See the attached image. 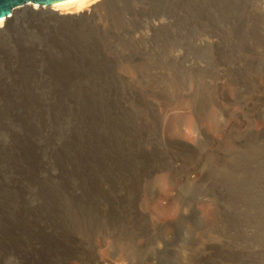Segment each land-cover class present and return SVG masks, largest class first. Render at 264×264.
<instances>
[{
	"label": "rangeland",
	"instance_id": "374dc122",
	"mask_svg": "<svg viewBox=\"0 0 264 264\" xmlns=\"http://www.w3.org/2000/svg\"><path fill=\"white\" fill-rule=\"evenodd\" d=\"M140 4L143 8L145 6V9H139ZM108 7L104 14H98L84 25H67V27L61 24L46 25L45 29L41 25H18L13 36L10 35L12 38L10 36L5 38L4 46L8 52L6 53L11 54L14 59L21 54L11 40L25 42L31 46V49L23 55L28 57H26L28 63L26 61L20 71L16 67V74L26 78L35 74L43 76L49 71L52 72L48 65L65 60L66 56L68 60L69 57L75 58L84 53L82 56L90 60L93 58L96 67L97 75L93 74L97 79L92 78L94 86L99 85L97 82H101L103 75L123 72L122 74L129 79L135 89L139 91L141 88L139 92L147 96L157 89H159L157 93L168 95L170 100L188 93L194 113L203 119L211 116L215 121L219 118L217 116L219 106L228 107L226 114H220L218 128L210 132L211 137L216 141H220L223 134L228 132L231 123L236 122L240 127L244 126L247 116L252 118L256 129L260 127L261 117L258 108L261 106V100L253 96L254 89L260 83V76L257 74L253 78L250 75L261 55L259 50L253 52L248 44L250 32L264 29V0H151L150 2L149 0H117ZM152 23H163L167 29L163 28V32L159 30L151 34ZM200 33L207 36L205 42L196 39ZM145 34H148L147 37L139 40L138 37ZM90 51H93L92 54ZM106 57L111 59L112 63L105 61ZM30 59L32 61H29ZM135 60L136 63L133 62ZM41 61L44 63H40ZM152 62L156 63V70L151 67L154 66ZM102 63L106 68L102 67ZM42 65L45 66L41 69ZM13 74L15 75L14 71ZM219 81L222 83L218 84ZM144 82L147 84L143 85ZM28 83L31 88L38 85V82L34 83L32 80ZM219 89L221 93H218ZM124 98L127 103L131 102L128 97ZM142 111L138 110L136 113L140 117V123L146 120L145 112ZM159 112L167 134L176 135L183 142L191 144V125L194 120L192 114L188 110L178 115L174 114L167 103L161 105ZM85 125L84 118H74L71 121V129L79 137H82ZM177 127H181V131H178ZM224 142L226 144L222 148L227 151L225 160L217 165L206 163L202 166L200 172L203 181L200 180L197 185L183 183L176 188L180 204V212L177 216L172 213L167 214L171 212L168 202H171L170 198L176 195L175 190L164 186L153 197L148 214L161 224L146 237L142 227L127 230L130 223L126 222L125 218L112 219L122 213H130L125 207V201L115 204L113 217L108 213L104 215L99 211L100 208L95 206L62 201L60 205L54 207V210L51 209L49 218L44 219L42 215H34L33 222L29 224L34 226L38 222L42 232H46L51 226L52 242L48 244L47 252L43 251L46 254L40 255L29 246L30 239L35 241V246L37 235L32 231L26 232L29 228L22 223L14 230L13 242L12 234L7 230V239L12 246H0V264H56L58 257L67 255L71 264H78L75 259L77 257H87L83 263L93 264L88 255H91L93 241L100 236L105 238V244H112L111 250L119 260V263L114 264H121L119 257H125L126 264H202L199 253L203 243L208 240L223 242L224 249L214 258L218 256V259L223 260L225 264H247L253 257L261 259L264 256V148L253 144L246 147L247 142H239L234 145L236 149L232 151L233 146L229 141ZM213 144L215 145L211 142V145ZM183 154L177 158L175 175L195 170L197 161L195 157ZM196 174L194 172L195 177ZM143 179L145 182H141L142 185L138 186L141 194L136 198V207L144 206L143 201L151 192L148 188L150 180L148 181L147 177ZM12 180L23 185L13 173L10 176L8 171L0 172V181L2 184L5 183L3 191L7 188L13 197ZM11 207L14 211L20 209L19 204ZM30 212L25 211L27 214ZM199 215L202 217L200 223ZM171 217L172 221H163ZM24 219L23 215L22 221ZM139 230L141 232H138ZM1 235L0 231V237ZM58 238L62 240L60 244H57ZM18 240L22 244L15 245ZM97 245L98 258L107 260L103 244L98 241ZM207 262L208 259H205L203 264Z\"/></svg>",
	"mask_w": 264,
	"mask_h": 264
},
{
	"label": "bare ground",
	"instance_id": "6f19581e",
	"mask_svg": "<svg viewBox=\"0 0 264 264\" xmlns=\"http://www.w3.org/2000/svg\"><path fill=\"white\" fill-rule=\"evenodd\" d=\"M115 1L117 0H75L66 4H56L46 10H44V6L24 7L15 10L11 17L0 19V172L8 171L10 176L13 173L19 182L29 186L25 187L12 180L13 198L7 188L3 191L5 183L2 184V181H0V231L2 233L0 246H12L7 239V230L12 234L13 242L15 228L24 223V226L29 228L26 232L32 231L37 235L35 246V241L31 239L28 240L29 246L36 250L38 254L43 255L48 250V244L52 242L51 226L46 232H42L38 222L34 226L29 224L33 222L32 217L34 215H42L44 219L49 218L51 209L54 210V207L60 205L62 201L95 206L100 208L101 213L104 215L108 213L111 217L114 216L115 204L124 203L125 201V207L129 209L130 213H122L112 219L125 218V221L130 223L131 227H127V230H133L134 228L136 230L142 227L146 237L161 224L158 220L150 217L148 213L153 197L157 195L162 187L169 186L176 191V188L183 183L197 185L200 180L203 181L202 172H200L202 166L206 163L217 165L220 161L226 159L227 151L222 148L226 144L225 140H228L233 147L239 142H247L246 147L253 144V146L257 145L264 148V29L250 32L248 44L253 52L259 50L261 55V59H259L254 70L251 71L252 75H250L253 78L257 74L260 76V83L253 91V96L261 100V106L258 108L261 117L260 127L256 129L252 118L247 116V118L245 117L246 123L242 127L236 122L231 123L228 132L222 133L223 136L220 141L214 140L210 132L214 128H218L217 124L220 121V116L226 114L229 110L228 107L219 106L217 111L219 118L215 121L211 116H206L203 119L194 113V108L191 105L192 101L190 103L188 99L190 98L188 93L181 94L176 98L173 97L170 100L168 95L163 96L161 93H157L159 91L157 89L156 92L153 90V94L147 96L145 93V95L140 93L141 88L140 92L136 90L129 79L122 74L123 72L111 75L107 71L109 75H103L101 82H97L99 85L94 86L92 78L94 77L93 73L97 75L96 67L93 64V58L90 60L82 56L84 53L81 56H75V58L70 59L69 57L68 60H66L68 56L64 57L65 60L59 62L53 60L55 63L48 65L49 70L52 69V72L46 73L48 71L46 69V72L44 71L46 74L43 76L35 74L31 77L28 75V78L23 76L25 77L23 78L16 74V67L20 71L27 61L28 57L26 56V58L23 55H26L31 49V46H28L25 42L23 43L17 39V41L11 40L17 51H21V54L15 59L11 54H7V48L4 46L5 38L7 39L10 35L13 36L18 25L32 24L43 27L59 24L66 27L67 25H84L98 14H102ZM138 8L145 9V6L143 8L140 4ZM150 27L151 34L159 30L163 32V28L165 29L163 23H152ZM171 29L173 28L171 27ZM171 29L169 30L171 31ZM164 33L166 35V32ZM147 35L138 38L139 40L145 39ZM18 36L20 35L18 34ZM197 38L206 41L207 36L200 33ZM42 50L44 51V49ZM92 52L90 51L91 54ZM104 60L112 63V60L107 57ZM133 62L136 63V60ZM38 64L39 61L36 65L38 66ZM155 64L151 67L155 68L157 66ZM44 66L42 65L40 68ZM34 67L36 66L34 65ZM102 67H105L104 63H102ZM99 76L101 75L99 74ZM94 78L97 79V77ZM31 80L34 83L38 82V85L31 88L28 83ZM221 83L222 81L218 82V84ZM150 86L152 87L151 84ZM218 93H221L220 89ZM125 96L131 102L127 103ZM164 103L171 107L174 114L178 115L184 110H188L192 114L194 120L191 125V144L183 142L176 135L170 136L167 134L166 126L161 123L162 119L159 115L161 105ZM72 110L75 111L72 112ZM138 110L145 112L146 120L143 123H140V117L136 115ZM74 118L85 119L86 125L82 131V137L77 136L71 129V121ZM203 121L205 124H203ZM177 128L178 131H181V127ZM211 142H214L215 145H211ZM233 147L232 151L236 149V147ZM183 153L195 157L197 160L195 170L184 172L182 170L183 173L175 175L177 158ZM184 158L186 159V157ZM183 162L185 163V161ZM194 172L197 173L196 177ZM146 177L148 181L150 180V183H147H149L150 187L148 188L151 189V192L145 201L142 200L145 202L144 206L136 207V198L141 194L138 186L142 185L141 182ZM170 200L172 201L168 202V205L171 212L167 214L172 213L177 216L180 212L177 191L176 195L172 196ZM14 204H19L20 209L18 211L12 210L11 206ZM194 210L197 212L196 207H194ZM25 211L31 212L27 214ZM23 215L25 219L22 221ZM166 220L172 221V217L163 221ZM201 220L202 217L199 215V223ZM54 231L56 230L54 229ZM138 232H141V230ZM104 239L100 236L93 241L91 255H88L93 264H114L119 261L111 250L112 244H105ZM98 241L103 244L102 247L107 253V260L98 258V254H96ZM61 242V238H58L57 244ZM17 243L22 244L20 240L15 245ZM223 249L222 241L208 240L203 243L200 249L199 259L202 264L205 259H208L206 264H225L223 260L218 259V256L214 258ZM86 258L77 257L75 259L78 264H84ZM119 258H121V264H126L125 257ZM56 264H71L69 255L58 257ZM247 264H264V256L261 259L253 257Z\"/></svg>",
	"mask_w": 264,
	"mask_h": 264
},
{
	"label": "water",
	"instance_id": "95a60500",
	"mask_svg": "<svg viewBox=\"0 0 264 264\" xmlns=\"http://www.w3.org/2000/svg\"><path fill=\"white\" fill-rule=\"evenodd\" d=\"M75 0H0V19L11 17L13 12L22 7L44 6V10L56 4H66Z\"/></svg>",
	"mask_w": 264,
	"mask_h": 264
}]
</instances>
